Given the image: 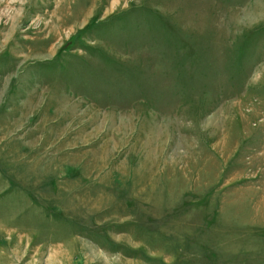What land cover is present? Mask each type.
Returning a JSON list of instances; mask_svg holds the SVG:
<instances>
[{"label": "rangeland", "instance_id": "1", "mask_svg": "<svg viewBox=\"0 0 264 264\" xmlns=\"http://www.w3.org/2000/svg\"><path fill=\"white\" fill-rule=\"evenodd\" d=\"M0 264H264V0H0Z\"/></svg>", "mask_w": 264, "mask_h": 264}]
</instances>
